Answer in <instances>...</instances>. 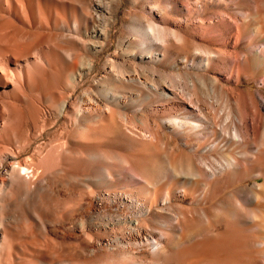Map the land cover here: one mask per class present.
<instances>
[{
	"label": "bare ground",
	"instance_id": "obj_1",
	"mask_svg": "<svg viewBox=\"0 0 264 264\" xmlns=\"http://www.w3.org/2000/svg\"><path fill=\"white\" fill-rule=\"evenodd\" d=\"M244 1V5L237 6L234 11L239 19L254 22L264 17V0ZM118 4L120 0H0V264H15L17 254L10 253L8 249L10 233L5 227L8 219L5 209L14 205L16 200L13 191H10L11 186L17 183L23 189L33 188V192L45 190L43 179L50 175L45 162L57 150L56 144L51 142L48 146L46 144V152L42 151L43 145L37 146L31 156L21 160V156L48 132L45 127L50 120L47 116L42 117V108L50 110L47 111L54 116V125L62 120L73 125L78 118L84 117L76 134L71 132V135L75 141L80 140L76 142L79 144L77 147L83 150L84 162L88 164L91 127L87 115L92 112V106L98 104L92 103L90 97V100L81 98L82 94L77 95V90L85 76L95 69V63L88 55L105 50L113 42V9ZM168 4L163 6L172 10L170 6L173 3ZM157 10L164 11L160 8ZM131 30L141 38L138 44L141 50L138 58L141 60H158V45L171 40L182 41L184 37L177 29L154 25L144 17ZM214 31L216 29L211 32ZM250 34L254 43L260 38L264 45V36H261L263 33L259 32L258 27H252ZM116 42V54L120 52V46L126 49L134 46L131 41H127L125 46L123 43L120 45V40ZM262 47L259 54L256 51L247 53L246 64L230 68V72L235 74V80L231 76L230 81L234 80L238 86L247 84L243 97L232 98L227 88L210 76L202 79L203 76L195 73V81L191 79L190 84L187 83L194 89L199 86L205 99L202 101L203 108L197 105L198 108L195 103L192 111L184 109L178 117L167 121L174 130V138L169 139L168 152L176 156V162L165 160L166 155L161 159L162 154L160 160L148 162L143 167L133 163L138 175L144 179L141 189H150L151 192L149 204L142 215L143 221L132 227L133 243L138 245L140 240L152 238L153 232L146 230L144 224L156 222L170 233L164 234L157 229L160 238L171 236L172 240L175 238L189 244L197 238L200 240V260L197 264H264V107L255 92L251 91L255 81L264 87ZM212 54L208 53L209 59L213 57ZM209 59L200 61L199 66L208 64ZM115 64L113 61L103 64L97 78L98 84L106 80L110 81L113 90L144 88L148 90L146 92L153 93V97L169 99L167 92L172 90L166 85L157 86L136 74L121 73ZM175 65L173 63L172 66L176 68ZM190 66L194 68L193 64ZM52 86L56 90L51 91ZM68 90L71 93L68 94ZM212 110L216 119L212 117ZM106 127V123L101 122L95 131L102 134ZM32 129L40 131L37 138L31 137ZM157 140L161 143L167 137L157 134ZM184 147L195 153H187ZM212 153L216 156L211 157ZM252 171L253 175H250ZM242 173L246 175L242 177ZM228 175L238 176L229 179ZM187 199H191L195 206H183ZM157 204L160 207L152 210L151 207ZM170 207L173 208V215L169 214ZM178 223L185 225L186 232L182 235H178L182 232L181 227H176ZM197 223L200 224L199 228L194 227ZM237 229L247 233L246 246L251 250L249 255L236 257L232 255L230 246L217 245L219 237L229 236ZM242 235L241 238H244ZM161 247L160 243L155 242L150 253H161ZM121 252L120 258H111L107 262L98 260L93 264H134L129 262L128 250Z\"/></svg>",
	"mask_w": 264,
	"mask_h": 264
},
{
	"label": "rangeland",
	"instance_id": "obj_2",
	"mask_svg": "<svg viewBox=\"0 0 264 264\" xmlns=\"http://www.w3.org/2000/svg\"><path fill=\"white\" fill-rule=\"evenodd\" d=\"M165 1L120 0V4L113 9L112 44L105 50L88 55L94 61L95 69L85 76L78 86L80 89L77 90V95L82 94L81 98L89 99L90 97L92 103L98 104L92 106V112L87 115L91 127L88 164L84 162L83 150L77 147L80 140L75 141L71 135V132L76 134L84 117L78 118L76 123L70 124L71 126L63 120L54 125V116L48 112L50 110L46 107L42 108V117L47 116L46 118L50 120L45 127L48 132L39 139L37 144L33 145L34 148L32 146L21 156V160L31 156L37 146L43 145L44 150L42 151L46 152L47 146L55 143L57 150L45 162L46 169L50 170V175L43 179L45 190L33 192V188L23 189L17 183L10 188L16 200L14 205L5 209V215L8 217L5 227L7 226L10 233L8 234V249L10 253H17L14 258L15 264H21L23 261V264L27 262L31 264L36 262L93 264L98 260L107 262L113 258H120L121 251L127 252V250L129 262L134 264L158 262L161 264H197L200 260V240L198 238L190 242L191 244L181 243L175 238L172 240L171 236L160 238V232L157 229L162 230L164 234L169 231L156 222L144 224L146 230L153 232L152 238L140 240L138 245L133 243L132 227L136 226L137 222L143 221L142 215L146 205L149 204L151 193L150 189L145 191L141 189L144 179L138 175L139 172L133 167V163H139L143 167L148 162L160 160L162 154L164 156L162 155L161 159L166 155L165 160L176 162V156L168 152L169 139L174 138V130L167 121L178 117L184 109L192 111V108L197 105L203 108L202 101L205 99L203 90H200L199 86L194 89L188 85L190 81H195V73L203 76L202 79L204 76L205 78L210 76L225 89L227 88L234 99L245 95L247 84L242 83L238 86V83L234 82L235 74L230 72V68L246 64L249 57L248 52L251 54L252 51H256L259 54L263 49L264 45L260 38H257V43L250 39V30L256 26L259 32L263 33L261 36H264V17H259L254 22L251 19H239L234 11L237 6L244 5V0H231V2L230 0H167V4L173 3L170 6L172 10L165 6ZM158 8L164 11L159 12ZM143 17L154 25L161 26L162 24L175 31L177 29V32L182 37L184 36L183 40H171L163 43L165 46L162 43L160 44L162 46L158 45L157 51L160 54L157 57L158 60H141L138 58L141 53L138 45L141 38L135 36L131 28L139 24ZM215 29L216 31L211 32ZM118 40H120V45L123 43L125 46L127 41H131L130 43L134 46L131 49L120 46V52L116 54L115 46ZM209 52L213 53L210 59ZM262 57L264 58V55ZM203 59L210 60V62L206 61L208 64H204L205 67L199 66L200 61H204ZM112 61L113 64L116 63L121 73L136 74L141 79L146 78L148 82L150 81L149 83L154 82L153 84L157 86L166 85L172 90V92H167L169 99H161V96L156 98L155 95L153 97V93L146 92L148 90L144 88L132 90L115 88L113 90L110 81L106 80L98 84L97 78L103 64L112 63ZM173 63L176 64V68L172 66ZM191 64L195 69L190 66ZM231 76L233 81L229 80ZM177 78H179L178 81ZM203 84L206 86L205 82ZM54 88L50 90H56ZM251 91L255 92L260 104L264 107L263 85L255 81L251 85ZM67 93L71 92L68 90ZM107 94L109 98L105 97ZM171 96L174 98L172 99ZM27 107L26 105V110ZM210 112L216 119L214 110ZM101 122L106 123L107 127L102 134H98L95 127ZM30 133L31 137L37 138L40 131L32 129ZM157 134L165 135L167 140L160 143L157 140ZM184 149L189 154L192 152L191 155L195 153L194 150L189 151L187 147ZM215 156L214 153L211 157ZM249 174L253 175V171ZM244 175L246 173H242V177ZM228 176H230L229 179H233L238 175ZM192 202L191 199H187L183 206L191 208L195 206ZM159 207L160 205L157 204L151 209ZM168 209L169 214L173 215V208ZM22 217L27 220L21 219ZM199 225L197 223L194 227L199 228ZM176 227L182 228L180 229L182 232L178 235L186 232L184 224L178 223ZM232 234L219 237L217 245L230 246L232 255L236 257L249 255L251 250L246 246V231L237 229ZM241 235L244 238H241ZM155 242L162 245L161 249L165 254L162 251L161 253L159 251L150 253ZM31 243L34 244L31 245ZM129 254H132L131 258Z\"/></svg>",
	"mask_w": 264,
	"mask_h": 264
}]
</instances>
